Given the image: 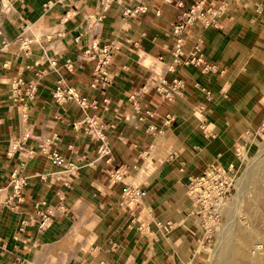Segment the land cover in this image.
Instances as JSON below:
<instances>
[{
    "label": "crops",
    "instance_id": "0c3cea01",
    "mask_svg": "<svg viewBox=\"0 0 264 264\" xmlns=\"http://www.w3.org/2000/svg\"><path fill=\"white\" fill-rule=\"evenodd\" d=\"M207 1L229 4L217 27L196 23L186 32L184 50L189 52L201 36L206 60L220 65L216 72L194 64L166 70L174 59L172 25L180 11L173 2L154 0L139 18H127L126 2L115 0L97 22L102 0H22L11 12L0 11L10 42L0 56V264L18 257L26 264H206L210 241L194 214L189 184L211 164L237 168V147H247L264 123V0ZM23 37L31 40L29 50L20 45ZM93 37L100 45L120 44L106 94L91 86L93 62L81 59ZM51 58L59 61L58 70ZM67 59L73 60L72 69L64 66ZM163 72L169 80L180 76L186 81L174 100L163 98L155 87L143 88ZM16 77L38 81L26 116L12 99ZM59 80L98 100L99 108L87 112L115 122L111 163L96 159V141L75 125L86 110L74 101L55 102ZM133 93H140L138 110L130 99ZM147 109L153 114L147 115ZM167 113L176 114L174 124L164 123ZM149 124L164 132L148 131ZM28 132L30 144L57 132L56 147L82 167L66 187L54 174L61 167L47 155L27 159L23 199L11 207L5 200L13 193L9 181L21 155L8 153L9 142ZM120 164L140 165L126 178L147 190L139 217L122 204L125 183L110 179ZM39 207L54 210L44 230ZM156 220L171 221L173 227L162 229Z\"/></svg>",
    "mask_w": 264,
    "mask_h": 264
},
{
    "label": "built area",
    "instance_id": "2783aa9c",
    "mask_svg": "<svg viewBox=\"0 0 264 264\" xmlns=\"http://www.w3.org/2000/svg\"><path fill=\"white\" fill-rule=\"evenodd\" d=\"M22 0H0V11L7 13L11 12L15 2ZM112 1L102 0L100 13L96 17V21L102 20L108 12ZM125 1L126 5L123 9V16L127 18H139L141 14L148 11L150 4L154 0H146L145 2H135L134 0H117ZM165 2H173L180 9L175 22L172 25L173 33V62L167 65L166 70L169 72L177 71L178 66L186 64H194L203 72L218 71L220 65L214 62H209L205 58L203 48V38L199 36L196 39L193 47L189 52H185V34L196 23H201L202 26H218L219 18L228 6V1H222L218 5L208 3L207 0H195L190 5L186 4L185 0H163ZM261 10V8H258ZM160 13V10L157 9ZM81 35L76 39L79 41ZM31 40L21 38L20 45L26 50L30 49ZM9 41L4 37V28L0 23V56L9 46ZM120 50V44L115 41L100 45L95 37L91 39L88 46L84 49L81 59L93 62V79L91 86L99 88L101 92L106 94L108 87L114 82V75L111 71V63L115 54ZM163 60V56H159ZM51 66L58 70L59 61L56 58L50 59ZM74 65L73 60L67 59L64 66L72 69ZM155 87L156 91L167 100H174L177 95H182L186 87V81L180 76H175L171 80L167 78L165 73L158 74L144 84L143 88ZM37 80H25L22 77H16L11 81L12 99L23 106L24 115H27L29 102L34 100L38 93ZM210 94V91H208ZM55 102L63 104L66 101H74L79 104L86 114L82 120L75 122L76 126L82 125L84 130L91 135L97 143V158L105 159L107 162H112V144L110 140V131L115 127L114 121H107L102 118L97 112H87L88 108L98 109V100L90 98L82 94L77 88L64 80H59L55 89L53 90ZM140 93H133L130 99L134 102V108L138 110ZM104 102L109 103V98L104 96ZM147 115H152L153 112L149 109L146 111ZM144 117H141L143 119ZM175 113H167L164 116V123L172 125L176 122ZM148 131L154 134H162L164 130L157 128L154 124L148 125ZM259 131H264V123ZM30 133H22L14 136L8 147V153L13 155L19 153L21 159L18 167L11 174L9 185L12 187L13 193L5 200V204L13 206L17 200L23 199V192L28 184V175L25 174V167L27 159L33 158L36 154L42 153L47 155L51 161L61 168L54 172L59 174L63 179L66 187L71 186L73 178L78 175L82 165L70 160L63 152H61L56 145L60 140V135L55 132L50 136L40 138L36 144H30L28 139ZM245 148L240 145L236 152L238 157H242ZM132 168L140 169V165L135 164L129 166L128 164L117 165L110 174L112 182H124L125 189L123 192L122 204L138 214V217L144 211V199L147 195V190L138 184L127 183L126 178L131 172ZM236 183V168L233 164L225 166L223 164L214 163L208 166L203 172L192 178L188 193L193 202L194 214L197 216L200 226L203 229L205 237L209 240L211 235L219 228L222 222L224 209L229 202L232 190ZM17 199V200H16ZM60 202L64 200V195H59ZM46 201L36 204H45ZM39 214V228L44 230L53 221L54 210L50 207L38 209ZM156 225L162 229L169 230L173 227L171 221L163 222L156 220ZM143 225L144 222H141ZM10 264H26L25 261L18 257ZM193 264V263H189Z\"/></svg>",
    "mask_w": 264,
    "mask_h": 264
},
{
    "label": "rangeland",
    "instance_id": "374dc122",
    "mask_svg": "<svg viewBox=\"0 0 264 264\" xmlns=\"http://www.w3.org/2000/svg\"><path fill=\"white\" fill-rule=\"evenodd\" d=\"M209 241L206 264H264V131L245 147L221 225Z\"/></svg>",
    "mask_w": 264,
    "mask_h": 264
},
{
    "label": "bare ground",
    "instance_id": "6f19581e",
    "mask_svg": "<svg viewBox=\"0 0 264 264\" xmlns=\"http://www.w3.org/2000/svg\"><path fill=\"white\" fill-rule=\"evenodd\" d=\"M239 252H240V250H239Z\"/></svg>",
    "mask_w": 264,
    "mask_h": 264
}]
</instances>
